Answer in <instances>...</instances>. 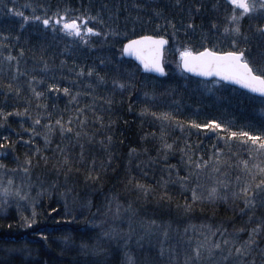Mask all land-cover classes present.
I'll return each mask as SVG.
<instances>
[{
	"label": "trees",
	"instance_id": "trees-1",
	"mask_svg": "<svg viewBox=\"0 0 264 264\" xmlns=\"http://www.w3.org/2000/svg\"><path fill=\"white\" fill-rule=\"evenodd\" d=\"M229 11L225 0H0V264H264V231L236 252L264 222V205L207 199L233 177L215 162L251 143L229 133L264 137V98L181 69L146 74L122 55L130 38L165 36L192 51L243 49L256 72L264 32L257 16V31L249 22L255 13L239 21L236 46L200 33L211 21L230 29ZM65 14L99 35L59 31Z\"/></svg>",
	"mask_w": 264,
	"mask_h": 264
},
{
	"label": "snow or ice",
	"instance_id": "snow-or-ice-1",
	"mask_svg": "<svg viewBox=\"0 0 264 264\" xmlns=\"http://www.w3.org/2000/svg\"><path fill=\"white\" fill-rule=\"evenodd\" d=\"M227 3L231 7L230 22L234 24L235 27L231 29L226 27L224 29L225 33L233 31L238 34L240 32L238 26L240 20H242L246 15L255 12L258 8L264 9V0H259L258 4L256 0H227ZM16 15L23 16V13H16ZM55 15L59 16L60 14L57 13ZM34 19L40 20L41 18L37 16L34 17ZM52 19H43L42 24L47 28L51 25ZM78 20H83V24L78 23ZM25 22H27V18H25ZM55 24L60 25L59 31H62L69 36L80 37L81 40H84V36L81 34L82 28L84 30V35H99V33H95L91 27H88V21L84 20L83 17L69 18L67 14H65L59 19H55ZM52 30L57 31L55 27H53ZM166 43L167 41L164 39H155L152 36H142L140 39L130 40L128 44L123 48V52L129 56H135L143 64L146 71H155L161 74H165L164 69L160 63V50L161 47ZM180 55L183 67L189 72L200 76H219L223 80L239 84L241 87L247 88L251 92L259 93L261 96H264V64L260 65L257 68V71L254 72L253 67H251L249 64V60L245 58V50L243 49L230 51L225 54H219L218 52L209 49H204L203 51L194 53L193 51L186 49L181 52ZM9 59H12V57H9ZM260 59L264 61V54L261 55ZM257 72L259 74H257ZM91 74V72L88 73V75ZM80 75H83V72H81ZM118 86L121 89L125 87V85L123 84H119ZM51 90L53 89H50V91ZM32 91L37 97L43 95V93L36 92L35 88H33ZM63 92L65 95H68L69 89L64 88ZM15 114L21 115V113L19 112ZM0 115L3 114L0 113ZM8 115H12V113H9ZM162 119H169V117L167 116V114H165ZM71 122V120L68 121L69 124H71ZM34 124L39 125L40 120L36 119L34 121ZM56 124L60 126L62 132L72 131L71 128H65L64 125L61 124L60 120H57ZM45 127H47L51 131V125H45ZM192 127L200 128L201 126L194 123ZM205 127L216 131L218 129H221V124L212 122L205 125ZM35 134L38 135L39 133ZM76 135L79 136V133H77ZM237 136L246 137L247 140L251 141L253 145H258V150L264 152V137L252 136L248 132L244 131H241L239 133L232 131L229 133L228 139L235 138ZM5 139L7 138L5 137ZM110 140L111 138L109 137V141ZM46 143H48L47 139ZM0 147H3V145H0ZM164 148L167 150H171L172 146L165 143ZM135 151V149L132 150L133 153ZM166 158L167 156L165 155V159ZM242 163L244 165V168L247 170L248 161H243ZM197 167H201V165L197 164ZM253 167H255L259 171V173L264 175V168H260L259 165H253ZM217 171H219V169H217ZM252 179L255 180V176H253ZM220 183L225 189H227V184L225 182ZM136 187L144 189V186L140 184H137ZM257 190L264 191V178H262L259 183H256L254 185L251 183L246 184L245 187L240 189L239 193H234L233 195L241 196L242 194L245 209L254 208L255 196L258 195ZM250 191L252 193L251 197L249 196ZM192 199L193 202L200 199L194 189L192 190ZM207 199L210 201L226 200L227 196L221 195L219 188L213 187L209 190ZM185 208L186 210H190L191 206L185 205ZM34 217L35 212H33L32 221L27 223L28 227H31L32 224L35 223ZM239 231H244V229H240ZM261 231H264V222L251 229V232L249 233V239L245 241L240 248L236 249L237 254H245L252 247V245L256 244L255 237L258 236ZM43 239L46 240L47 237L44 236ZM197 254H199L198 250Z\"/></svg>",
	"mask_w": 264,
	"mask_h": 264
},
{
	"label": "rangeland",
	"instance_id": "rangeland-1",
	"mask_svg": "<svg viewBox=\"0 0 264 264\" xmlns=\"http://www.w3.org/2000/svg\"><path fill=\"white\" fill-rule=\"evenodd\" d=\"M201 1V0H199ZM226 5L229 7L230 5L227 3V0H225ZM257 4L259 3V0H256ZM205 11V10H204ZM231 12V7H230V11ZM228 12V17H230V13ZM254 16L249 20L253 21L254 23L250 22V24L252 25V27H255V30L257 31L258 28V23L260 19V22L262 24H264V20L261 18L264 16V9H260L258 8L255 12ZM257 16V18L255 19V17ZM255 19V20H254ZM262 24H260V26H262ZM235 27L234 24L231 23V28ZM230 28V29H231ZM225 28H222L221 26L217 27L216 25L214 26L212 21L209 23V31L203 30L200 31V33H202L203 36H207L210 35L211 37H213L214 41L217 42L216 37H224L223 41H228L229 39L231 40L230 42V46H236L237 45V37L236 35H238L237 33L233 32V31H229L228 34L225 33L224 31ZM83 28H82V32L83 33ZM250 36V34L248 35L247 33H242V42L247 41V37ZM221 38V40H222ZM169 41V45L167 46V48H165V66L167 67V69H169L171 72H178L181 69V52H183L184 50H186L188 47H184L181 46L183 43V40L180 38L177 39H173V42ZM220 42V41H218ZM189 49V48H188ZM191 50V49H189ZM263 54V51L261 52ZM259 59V57H258ZM260 65L264 64V61H262L261 59L259 60ZM254 145L252 143H245V149L243 150V152L241 154H238L233 160H226V161H219L217 160L215 162V165L213 166L214 168H223L225 171L223 170L226 174H231L232 179L230 180V182L227 184V189H224V193L226 196H228L227 198H233L234 197V193H239L240 189L245 187L246 184H256L259 183V181L264 178V175H262L261 173H259V171L253 167V165H259L260 168H264V152L260 151V159L262 161L260 162H256L254 160ZM243 161H248V169L246 170L244 168L243 165ZM255 176V180L252 179V177ZM227 180V179H226ZM236 186L239 187V191L236 192ZM230 187H234L233 189ZM260 191V190H257ZM252 193L251 191L249 192V196L251 197ZM257 196H255V206L257 203V207H259V205H264V203H260L258 204L257 201ZM237 198H235V200H237L238 202H243L244 204V199L242 198V194L241 196H235ZM249 209H253V208H249ZM248 209V210H249Z\"/></svg>",
	"mask_w": 264,
	"mask_h": 264
},
{
	"label": "water",
	"instance_id": "water-1",
	"mask_svg": "<svg viewBox=\"0 0 264 264\" xmlns=\"http://www.w3.org/2000/svg\"><path fill=\"white\" fill-rule=\"evenodd\" d=\"M263 30H264V28H263ZM143 36H149V35H143ZM141 37H142V36H139V37H136V38H132V39H130V40H133V39H140ZM152 37H154V36H152ZM154 38H155V39H164V40L167 41V43L164 44V45L161 47V50H160V63H161V65H162L163 69H164V73H165V74H161V73H159V72H155V71H146L145 68H144V66H143V64H142V63H141V62H140L135 56H129V55H127L126 53H124L123 50H122V52H123V55H124L125 58H127V59H131V60L135 61V62H136L141 68H142V71H143L144 73H150V74H154V75L159 76V77H164V76L167 75V71H166V68H165V65H164V55H165V48H166V46L168 45V40H167L165 37H154ZM130 40H128V41L125 42V44L123 45V48L128 44V42H129ZM207 49H208V48H207ZM209 50H211V49H209ZM201 51H203V50H201ZM198 52H200V51H198ZM227 52H230V51H227ZM227 52H218V53H219V54H225V53H227ZM194 53H196V52H194ZM181 66H182V69H183L186 73H188L189 75L196 76V77L203 78V79H208V80H210V79H218V80H221V81H223V82H226V83H229V84L235 85V86H237V87H239V88H241V89H243V90H246V91H248V92H250V93H252V94H255V95L261 96L259 93L251 92L249 89L244 88V87H241L239 84L232 83L231 81L223 80V79H221V77H219V76H200V75H196V74H194V73H192V72H189V71H187V70L183 67V63H182V61H181ZM261 97H264V96H261Z\"/></svg>",
	"mask_w": 264,
	"mask_h": 264
}]
</instances>
